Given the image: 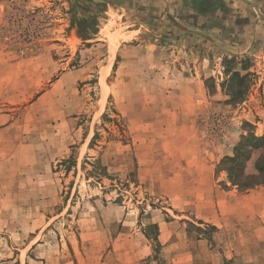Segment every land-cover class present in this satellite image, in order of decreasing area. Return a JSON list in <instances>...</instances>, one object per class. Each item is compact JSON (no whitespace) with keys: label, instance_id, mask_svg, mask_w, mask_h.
<instances>
[{"label":"rangeland","instance_id":"obj_1","mask_svg":"<svg viewBox=\"0 0 264 264\" xmlns=\"http://www.w3.org/2000/svg\"><path fill=\"white\" fill-rule=\"evenodd\" d=\"M89 5L0 0V264H264L263 151L225 168L264 134V47L169 69Z\"/></svg>","mask_w":264,"mask_h":264},{"label":"crops","instance_id":"obj_2","mask_svg":"<svg viewBox=\"0 0 264 264\" xmlns=\"http://www.w3.org/2000/svg\"><path fill=\"white\" fill-rule=\"evenodd\" d=\"M76 1L88 9L89 4L94 3L99 13L114 18L127 37L119 41L118 48L122 43L130 42L136 43L132 47L136 45L138 49L145 50L150 43L159 41L165 45L162 52L170 53L172 46L169 59L174 60L169 69H180V66L183 69H215L217 61L224 56L237 59L248 55L259 44L264 47L262 26L243 0ZM253 1L264 12V0ZM80 18L91 21L93 17L89 13ZM168 31L173 32L169 38ZM193 39H200L206 48L197 50L196 42L185 45L186 55H183L182 44L189 40L193 42ZM123 46L126 48V44ZM117 51L115 54H119ZM220 69H224L223 66Z\"/></svg>","mask_w":264,"mask_h":264},{"label":"trees","instance_id":"obj_3","mask_svg":"<svg viewBox=\"0 0 264 264\" xmlns=\"http://www.w3.org/2000/svg\"><path fill=\"white\" fill-rule=\"evenodd\" d=\"M245 147H249L250 149H260L262 150V154L257 158L254 162L255 169L257 171L256 174L252 175L253 177H258L251 184H259L264 183V134L260 136H256L254 134H249L240 140V143L237 145L234 151L233 156L226 157L231 163V166L225 167L229 174H232V170L234 169H244L245 161L248 159L247 151L244 149ZM244 157V158H243ZM233 165V166H232ZM246 187H250V185H245Z\"/></svg>","mask_w":264,"mask_h":264},{"label":"water","instance_id":"obj_4","mask_svg":"<svg viewBox=\"0 0 264 264\" xmlns=\"http://www.w3.org/2000/svg\"><path fill=\"white\" fill-rule=\"evenodd\" d=\"M93 1H95V0H93ZM243 1H245L246 3H248L249 5L254 7V9L257 11V13L261 17V19L264 20V15H262V13L260 12V10H259L258 6L256 5V3H254L251 0H243Z\"/></svg>","mask_w":264,"mask_h":264}]
</instances>
